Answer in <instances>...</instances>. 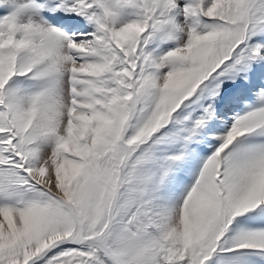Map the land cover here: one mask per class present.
Masks as SVG:
<instances>
[{
    "label": "snow or ice",
    "instance_id": "obj_1",
    "mask_svg": "<svg viewBox=\"0 0 264 264\" xmlns=\"http://www.w3.org/2000/svg\"><path fill=\"white\" fill-rule=\"evenodd\" d=\"M261 261L264 0H0V264Z\"/></svg>",
    "mask_w": 264,
    "mask_h": 264
},
{
    "label": "rangeland",
    "instance_id": "obj_2",
    "mask_svg": "<svg viewBox=\"0 0 264 264\" xmlns=\"http://www.w3.org/2000/svg\"><path fill=\"white\" fill-rule=\"evenodd\" d=\"M230 115H231V114H230ZM260 264H263V261H261Z\"/></svg>",
    "mask_w": 264,
    "mask_h": 264
}]
</instances>
